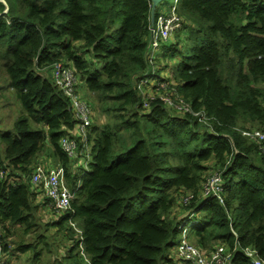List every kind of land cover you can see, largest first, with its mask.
Returning a JSON list of instances; mask_svg holds the SVG:
<instances>
[{
  "label": "trees",
  "instance_id": "1",
  "mask_svg": "<svg viewBox=\"0 0 264 264\" xmlns=\"http://www.w3.org/2000/svg\"><path fill=\"white\" fill-rule=\"evenodd\" d=\"M160 2L0 0V89H10L23 108L15 132L0 134L5 250L12 232L6 223L34 232L15 248L33 250L35 258L49 245V225L65 228L68 213L38 223L47 199L36 202L29 182L50 148L75 191L93 264H178L184 225L203 249H233L228 264H253L243 251L248 246L264 260V152L241 132L264 129V0H178L183 25L150 62L149 27ZM57 61L75 67L110 117L91 124L86 167H75L60 145L76 119L51 80ZM169 68L171 75H162ZM148 77L172 81L206 123L170 111L158 97L145 108L137 85ZM209 161L210 170H222L223 201L195 196L182 214L172 213L179 195L200 192ZM71 241L66 258L77 248Z\"/></svg>",
  "mask_w": 264,
  "mask_h": 264
},
{
  "label": "built area",
  "instance_id": "2",
  "mask_svg": "<svg viewBox=\"0 0 264 264\" xmlns=\"http://www.w3.org/2000/svg\"><path fill=\"white\" fill-rule=\"evenodd\" d=\"M182 25L183 18L177 12L176 4H173L168 12L161 11L157 15L149 27L147 58L150 62L155 58L161 44L168 41ZM50 74L51 80L69 98L76 119L75 126L61 138L60 145L72 159L75 167L79 165L86 167L91 158L87 139L93 123V109L90 102L79 93L78 87L81 80L74 66L57 61L51 66ZM137 87L142 95L145 108L150 106L152 99L158 97L170 111L200 116V119L205 123L208 120L203 111L196 110L191 101L177 91L172 81L148 77L141 80ZM174 93H177L176 98L172 97ZM241 132L250 140L255 141L260 151L264 152V129L248 127L241 129ZM79 142L82 143L81 148ZM6 174L7 171L0 164V177ZM29 182L31 189L36 194V202H41L46 198V205L54 209V219L59 215L68 213L66 226L76 233L77 254L82 264H93L90 254L85 249L83 228L79 225L72 204L75 191L67 183L64 166L60 162L53 164L41 161L34 166L29 175ZM224 192L222 170L217 168L206 174L198 194L187 192L182 195L181 202L187 205L195 196L217 198L222 202ZM188 234V227L182 226V233L175 249L178 264H228L231 261L233 249L229 246L217 244L214 248L206 250L191 241ZM243 251L251 258L253 264H264V260L259 256L256 249L248 246ZM12 257L11 252L5 250L0 230V264H13Z\"/></svg>",
  "mask_w": 264,
  "mask_h": 264
},
{
  "label": "rangeland",
  "instance_id": "3",
  "mask_svg": "<svg viewBox=\"0 0 264 264\" xmlns=\"http://www.w3.org/2000/svg\"><path fill=\"white\" fill-rule=\"evenodd\" d=\"M177 1L178 0H161L160 7H159L160 11L168 12L171 6L173 4H176ZM189 51H190V45H186L185 56L188 55ZM171 73H172V69L169 68V72H165V73L162 72V75L163 74L171 75ZM82 82L83 83L82 84L80 83L81 85L78 87L79 93L84 98H86L91 104V107L93 109V122L102 125L106 121L110 120V117L106 112H104L98 106V101L96 97L89 90L86 89L87 87H86L85 82L84 81ZM172 97L176 98L177 93H174ZM13 98L14 96H12L10 89H7V88L0 89V134L2 131L7 130V129L11 130L12 132H15L14 127H13V122L17 116L23 113V108H22L20 101L16 98L14 99ZM4 149H5L4 143L0 138V151L3 153ZM43 161H45V159ZM209 163L211 162L209 161L207 163V166L209 167L208 170L210 171L212 167L210 166ZM81 173H82V170H80V174ZM178 199H179V202H177V204L173 207L172 213L180 215L184 211L183 209L184 205L182 206L183 203L181 202V195H179ZM187 213H185L184 215H186ZM39 217L40 218L38 220V223L40 224L48 222V221H53L55 217L54 209L49 208V206H47L46 204L42 205L39 209ZM77 220L79 222V225L82 226L81 224L82 219L78 218ZM6 225L10 227L12 231L10 235L6 238V241L9 243L8 249L10 250L13 256L12 257L13 264H59V262L64 259H65L64 260L65 264H82L80 257L77 254V249H75L74 255L72 257L66 258L65 256L68 251V248L72 244L71 240L76 236V233L72 231L71 229H68L69 228L68 226L65 225V228L61 229V228L55 227L54 225L50 224L47 229V234L49 236L48 238L49 245L46 249H44V251L39 256V258L38 257L35 258L34 257L35 252L33 250H28L27 252L22 253L21 251L15 248L17 244L16 242L20 240L26 239L25 242L31 241L34 237L33 236L34 232H30L25 235L23 231V228H24L23 225L22 226L17 225L16 227L11 226V224L9 223H6ZM0 230H1L2 239H3V235H5V231L1 224H0ZM40 247L41 246H39L38 249ZM174 256L177 261L178 258L175 252H174ZM55 258H57V260Z\"/></svg>",
  "mask_w": 264,
  "mask_h": 264
},
{
  "label": "crops",
  "instance_id": "4",
  "mask_svg": "<svg viewBox=\"0 0 264 264\" xmlns=\"http://www.w3.org/2000/svg\"><path fill=\"white\" fill-rule=\"evenodd\" d=\"M80 83L82 84L83 82L81 81ZM40 158H41V160H44L45 159V160H47V162L49 161V163H53V164H58L59 163L58 158L56 156L52 155V152H51V149L50 148H48L47 154H43Z\"/></svg>",
  "mask_w": 264,
  "mask_h": 264
},
{
  "label": "water",
  "instance_id": "5",
  "mask_svg": "<svg viewBox=\"0 0 264 264\" xmlns=\"http://www.w3.org/2000/svg\"><path fill=\"white\" fill-rule=\"evenodd\" d=\"M154 1H159V0H154ZM4 3H5V5H6V8H7V3L5 2V1H3Z\"/></svg>",
  "mask_w": 264,
  "mask_h": 264
}]
</instances>
